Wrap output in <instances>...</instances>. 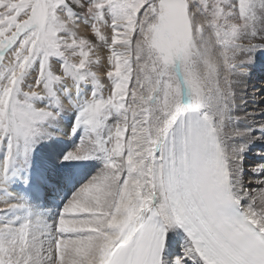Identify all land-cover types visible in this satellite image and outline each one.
Wrapping results in <instances>:
<instances>
[{
    "label": "snow or ice",
    "instance_id": "1",
    "mask_svg": "<svg viewBox=\"0 0 264 264\" xmlns=\"http://www.w3.org/2000/svg\"><path fill=\"white\" fill-rule=\"evenodd\" d=\"M258 69L264 0H0V264H264Z\"/></svg>",
    "mask_w": 264,
    "mask_h": 264
},
{
    "label": "bare ground",
    "instance_id": "2",
    "mask_svg": "<svg viewBox=\"0 0 264 264\" xmlns=\"http://www.w3.org/2000/svg\"><path fill=\"white\" fill-rule=\"evenodd\" d=\"M261 77H264V71H260L258 69L257 72L253 74V83H257V84L261 83L262 82L260 81ZM75 140H78V137H74L72 140L65 141L64 144H62L61 146L65 148L66 150H69L73 147V141ZM259 150H260L259 148L256 149V151H259ZM86 163L91 165L94 162H86ZM39 169H40V158L37 157L35 161V170L37 173L39 172ZM85 171L91 174L94 171V169L91 166H89L88 168L83 170V172Z\"/></svg>",
    "mask_w": 264,
    "mask_h": 264
},
{
    "label": "rangeland",
    "instance_id": "3",
    "mask_svg": "<svg viewBox=\"0 0 264 264\" xmlns=\"http://www.w3.org/2000/svg\"><path fill=\"white\" fill-rule=\"evenodd\" d=\"M64 144V143H63Z\"/></svg>",
    "mask_w": 264,
    "mask_h": 264
}]
</instances>
